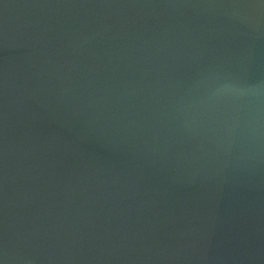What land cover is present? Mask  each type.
<instances>
[{
  "label": "water",
  "instance_id": "95a60500",
  "mask_svg": "<svg viewBox=\"0 0 264 264\" xmlns=\"http://www.w3.org/2000/svg\"><path fill=\"white\" fill-rule=\"evenodd\" d=\"M0 264H264V0H0Z\"/></svg>",
  "mask_w": 264,
  "mask_h": 264
}]
</instances>
